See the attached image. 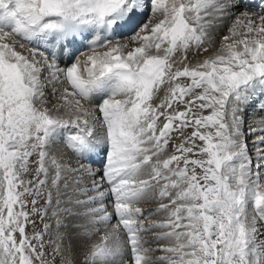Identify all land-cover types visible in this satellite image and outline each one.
Returning a JSON list of instances; mask_svg holds the SVG:
<instances>
[{
    "label": "snow or ice",
    "instance_id": "obj_1",
    "mask_svg": "<svg viewBox=\"0 0 264 264\" xmlns=\"http://www.w3.org/2000/svg\"><path fill=\"white\" fill-rule=\"evenodd\" d=\"M253 106L264 0H0V264H264Z\"/></svg>",
    "mask_w": 264,
    "mask_h": 264
},
{
    "label": "bare ground",
    "instance_id": "obj_2",
    "mask_svg": "<svg viewBox=\"0 0 264 264\" xmlns=\"http://www.w3.org/2000/svg\"><path fill=\"white\" fill-rule=\"evenodd\" d=\"M249 6H251V7H252L255 11H257V12L260 11V8H258L256 5L250 4ZM241 10H243V9H239V8L236 9L237 12H239V11H241ZM219 23L222 25V27H219V28L213 30V31H214V34H216L217 36H219V35H223V34H226V33H227V27L231 24V21L225 19V20H223V21H220ZM217 46H218V42H217ZM49 91H50V89H49ZM162 95H163V93L161 94V96H162ZM253 109H254V110H253ZM253 111L255 112V106H253V108H250V109H249V115H248V117H247L246 124L251 123V121H252L253 118H254V115H256L255 113H253ZM263 114H264V113H263ZM257 115H258V112H257ZM245 128L247 129V125H245ZM251 139H252V137H249V140H251ZM249 148H251V144H249ZM154 206H155L154 202L142 203V204L140 205V207L145 208V209H147V208H151V207H154ZM153 218H154V217H153ZM38 227H39V225H38ZM148 236H149V238H150V237H151V233H149ZM94 239H95V238H94ZM146 246L156 247L157 245L150 244V245H146Z\"/></svg>",
    "mask_w": 264,
    "mask_h": 264
},
{
    "label": "rangeland",
    "instance_id": "obj_3",
    "mask_svg": "<svg viewBox=\"0 0 264 264\" xmlns=\"http://www.w3.org/2000/svg\"><path fill=\"white\" fill-rule=\"evenodd\" d=\"M162 94V93H161ZM254 110V109H253ZM253 113H255L256 115H257V112H254L253 111ZM249 115V114H248ZM258 115H264L263 113H258ZM247 125V124H246ZM156 218H158V217H151L150 219H156ZM115 222V221H114ZM39 225V224H38ZM29 231H31V229L29 228ZM155 245V244H154ZM161 253H159V252H157V253H154V255H160Z\"/></svg>",
    "mask_w": 264,
    "mask_h": 264
}]
</instances>
